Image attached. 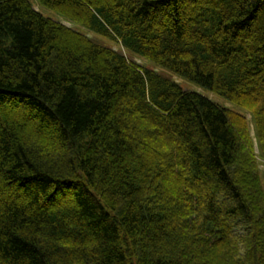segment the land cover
<instances>
[{
    "label": "trees",
    "instance_id": "trees-1",
    "mask_svg": "<svg viewBox=\"0 0 264 264\" xmlns=\"http://www.w3.org/2000/svg\"><path fill=\"white\" fill-rule=\"evenodd\" d=\"M37 1L244 112L0 0V264H264V0Z\"/></svg>",
    "mask_w": 264,
    "mask_h": 264
},
{
    "label": "rangeland",
    "instance_id": "rangeland-1",
    "mask_svg": "<svg viewBox=\"0 0 264 264\" xmlns=\"http://www.w3.org/2000/svg\"><path fill=\"white\" fill-rule=\"evenodd\" d=\"M31 1L34 3L35 7L37 9H40L41 12L44 13L45 15L50 16V17H52L54 19L61 20L63 22L71 23L70 21L65 20L64 18H62L54 10L48 9L46 7L39 6L37 0H31ZM71 25L74 28H76L77 30H81L82 32L87 33V35H89L93 40L97 41L98 43H100L102 45H105V46L113 47V48L118 49V50H121L128 57H130L132 59H135V61L139 62L140 64H143L144 66H146L148 68L157 70L161 75H163L165 77L175 79L177 82L180 83V85L185 90L202 93L203 95L209 97L210 99H212L213 101H215L216 103H218V104H220L222 106H227V107H230V108H232V109H234L236 111L244 112V110L240 106L229 102L226 98L221 97L218 94H215V93H213V92H211V91L199 86L198 84L190 81V80H187V79H185L183 77H179V76L175 75L170 70H168V69H166V68H164L162 66L157 65L156 63H154L153 61H151V60H149L147 58H140V57H137L135 55H132L131 53L127 52L119 43H117V42H115V41H113V40H111V39H109L107 37H104L102 35H99V34H96L94 32H91V31L83 28L81 25H79L77 23H71ZM262 178H263V181H264V171H262Z\"/></svg>",
    "mask_w": 264,
    "mask_h": 264
},
{
    "label": "water",
    "instance_id": "water-1",
    "mask_svg": "<svg viewBox=\"0 0 264 264\" xmlns=\"http://www.w3.org/2000/svg\"><path fill=\"white\" fill-rule=\"evenodd\" d=\"M68 26H70L69 24H67Z\"/></svg>",
    "mask_w": 264,
    "mask_h": 264
}]
</instances>
